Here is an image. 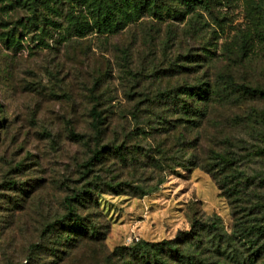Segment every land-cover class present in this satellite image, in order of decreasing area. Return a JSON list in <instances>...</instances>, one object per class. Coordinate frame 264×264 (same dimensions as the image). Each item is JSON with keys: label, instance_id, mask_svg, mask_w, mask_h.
Listing matches in <instances>:
<instances>
[{"label": "rangeland", "instance_id": "374dc122", "mask_svg": "<svg viewBox=\"0 0 264 264\" xmlns=\"http://www.w3.org/2000/svg\"><path fill=\"white\" fill-rule=\"evenodd\" d=\"M221 2L214 12L218 26L202 8L188 9L179 0H0V217L11 208L20 216L8 227L0 219V262H19L27 247L38 241L46 245L38 261L41 264L43 256V263L49 264L55 247L54 236L46 228L66 217V207L72 203L73 214L66 221L76 223V214L90 231L102 232L108 251L131 247L136 237L150 244L171 240L189 231L194 220H215L220 224L215 233L198 230L194 234V244L204 246L206 260L201 264H264V253L254 259L240 241V233L234 235L229 201L202 168L178 169L156 191L141 197L134 181L147 177L146 168L98 171L87 164L95 145H87L92 130L87 125L84 81L91 75V79L98 77L107 61L113 65L127 57L129 63L130 55L137 62L141 54L148 62L152 59L163 76L162 67L169 61H174V69L184 64L182 56H197L195 74L184 75L182 67L178 75L163 77L190 82L195 75L205 74L213 83L225 80L233 70L264 90V0ZM122 3L123 11L119 9ZM104 12L110 25H100ZM112 12H117L116 20ZM76 20L88 21L91 29L84 33V25L73 28ZM243 51L246 56L240 62ZM87 58L91 60L88 66ZM188 66L195 67L191 62ZM113 70L109 77L113 85H119ZM258 102L263 112L264 100ZM155 118V114L150 116ZM211 118L204 120L206 136L203 144L199 142L206 154L213 143L208 137L214 129ZM66 121L75 126L73 131ZM201 130L192 128L186 144ZM136 139L132 136L130 143ZM193 146L192 141L184 146L185 151L179 147L180 155L174 159L196 164ZM140 160L151 164L150 159ZM36 175L43 186L31 181ZM103 178L119 181L120 193L109 190ZM28 181L37 186L36 193L30 189L24 200L19 199L18 187ZM68 186L79 193L82 190L83 204L65 202L67 195L72 196ZM85 233L91 235L88 230ZM151 248L152 254L159 255L158 247ZM77 252L81 255L85 249Z\"/></svg>", "mask_w": 264, "mask_h": 264}, {"label": "trees", "instance_id": "16d2710c", "mask_svg": "<svg viewBox=\"0 0 264 264\" xmlns=\"http://www.w3.org/2000/svg\"><path fill=\"white\" fill-rule=\"evenodd\" d=\"M179 1L188 9L202 8L219 26V19L214 12L223 4L221 0ZM119 9L125 10V4L122 3ZM112 15L116 20L117 12H112ZM110 22L107 12H104L100 25H110ZM81 25L85 26L84 33L91 29L88 21L77 23L76 20L72 27L78 28ZM120 29L122 28L118 30ZM245 56L246 53L239 55V61L242 62ZM138 57L137 62H133L130 55L129 63H126L127 57H122L118 63L114 61L113 65L107 61L103 69L99 68L98 77L91 79V75L90 79L84 81L87 125L92 130L87 145H95V149L90 151V156L87 157V164L98 171L107 168L120 169L123 166H130L135 170L146 168L147 177L134 181L141 197L156 191L165 178L170 173H178V169L185 166L202 168L229 201L234 235L240 233L238 237L242 244L249 247L250 255L254 259L259 258L264 253V110H258V101L264 100V90L247 83L246 76H237L233 70L227 72L225 80L213 83L205 79V74L195 75V79L190 82L169 81L163 77L178 75L182 67L184 75L195 74L199 62L197 56L178 57L184 64L174 69V61H169L162 67L165 70L163 76L158 72L160 67H157L152 59L148 62L147 56L138 54ZM117 58L115 55L114 60ZM190 62L195 67L188 66ZM86 64H91L89 58ZM125 64L131 66L125 67ZM112 68L118 73L119 85H113L112 78L109 77L108 72ZM155 77L160 78L159 82ZM154 114L156 118L150 119ZM210 116V124L214 129L208 137L209 142L213 140V143L209 146L207 155L205 150L200 148L199 142L203 144L205 140V128L202 124L204 120H209ZM65 123L70 129L75 127L70 121ZM199 127L202 130L197 131L196 136L187 141V144L193 141L192 154L197 158L196 164H181L174 156L180 155L179 147L183 151L186 150L184 146L187 145L188 132ZM132 136H137L134 143H130ZM142 157L145 160L150 159L151 164H144L140 160ZM83 167L85 165L81 163L80 168ZM82 175L83 171L80 172V177ZM37 177L38 175L31 181L35 179L39 187L43 186L42 179ZM103 179V184L109 190L120 193L119 181ZM29 183H22L21 187H18L21 188L19 199L24 200L30 189L33 190L32 193H36L37 186H31ZM28 185L31 188H28ZM67 190L72 192V196H66V203L67 200L84 203L82 190L79 193L70 186ZM88 195L91 198L92 193L89 192ZM66 210V217L59 218L46 228L47 234L54 236L52 243L55 247L51 253L53 259L49 264H201L206 260L202 256L204 246L198 242L194 244V234L198 230L215 233L220 228V224L215 220H194L189 231L179 232L174 239L151 244L138 239L133 241L131 247H116L108 251L102 232L90 231L76 214L73 219L78 221L71 225L66 220L68 214H73L72 203H68ZM15 217L20 216L11 208L0 219H4L8 227ZM87 230L91 235L85 233ZM81 238L82 242L79 240ZM226 238H229V235ZM151 246L158 247L159 255L151 253ZM192 246H195L193 250ZM45 249L44 243L40 245L38 241L33 242L19 262L8 259L0 264H40L39 255L44 253ZM79 249H85V252L78 255ZM41 260V264H46L43 263V256Z\"/></svg>", "mask_w": 264, "mask_h": 264}, {"label": "built area", "instance_id": "2783aa9c", "mask_svg": "<svg viewBox=\"0 0 264 264\" xmlns=\"http://www.w3.org/2000/svg\"><path fill=\"white\" fill-rule=\"evenodd\" d=\"M134 240H138V238L136 237V238H134Z\"/></svg>", "mask_w": 264, "mask_h": 264}]
</instances>
